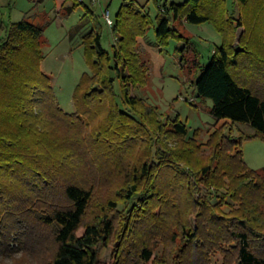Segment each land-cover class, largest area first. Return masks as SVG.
Masks as SVG:
<instances>
[{
    "label": "trees",
    "instance_id": "trees-1",
    "mask_svg": "<svg viewBox=\"0 0 264 264\" xmlns=\"http://www.w3.org/2000/svg\"><path fill=\"white\" fill-rule=\"evenodd\" d=\"M236 1L235 19L227 0L158 4L152 19L134 0H122L110 50L102 46L98 14L85 5L82 24L90 27L81 43L90 72L74 90L71 113L58 106L51 78L41 70L44 27L25 18L4 29L0 248L17 237L39 246L50 236L53 249L44 264H98L96 248L118 240L114 264H208L215 252L223 264H264V166L249 168L241 148L243 139H264V0ZM176 21L213 24L222 42L207 64ZM151 27L159 44L170 37L183 43L182 60L192 53L198 75L189 82L222 121L204 143L196 133L187 136L182 122L161 121L132 94L146 84L148 68L136 48ZM234 123L248 124L253 133H231ZM100 189L107 192L96 203ZM118 204H129L128 221ZM155 240L168 249L159 258Z\"/></svg>",
    "mask_w": 264,
    "mask_h": 264
},
{
    "label": "rangeland",
    "instance_id": "rangeland-1",
    "mask_svg": "<svg viewBox=\"0 0 264 264\" xmlns=\"http://www.w3.org/2000/svg\"><path fill=\"white\" fill-rule=\"evenodd\" d=\"M172 1L181 3L184 0H134V6L139 10L148 12L153 19L157 14L158 4L169 5ZM227 1L229 15L235 19L238 16L237 1ZM121 2L122 0H113L109 7V12L113 20ZM76 5L82 9L80 3ZM5 9L6 7L0 1V13H5ZM95 12L98 14L102 25V46L110 50L111 46L115 43V38L111 35L110 27L100 17L101 9L99 5H95ZM84 20L85 16L83 14L74 22L80 24ZM50 22L52 21L50 20ZM43 24L45 26L43 32L44 43L42 46L44 58L41 62V70L51 78L53 93L58 106L64 111L71 113L74 111V90L82 74L90 72L89 65L84 58L81 43V35L87 28L83 29V32L77 31L74 33V31L71 32L73 27L66 31L64 27H58L55 24H48L47 26L45 22ZM175 24L185 35L192 37L193 46L196 52L199 53L201 65L207 64L214 47L219 46L222 42V38L216 32L213 24L208 22L188 24L185 21H176ZM185 24H188L187 28ZM84 25L82 24L81 26L83 27ZM239 31L238 29L236 34H239ZM68 36H75L70 45L67 40ZM182 45V42L171 37L168 38L166 44H159L155 37L153 27L144 36L137 37L136 49L148 70L146 84L144 86L134 87L132 94L144 100L146 104L154 107L157 117L161 121L167 122L176 119L182 122L186 126L187 136L195 137L194 134L196 133L198 135L197 140L204 143L209 133L214 128H217L222 121L217 123L209 112L212 105L211 100L199 98L195 89L191 86L189 80H194L198 75V71H195V67L190 64V59L193 58L192 53L189 52L185 55L187 61L181 59L179 48ZM115 88L119 93L117 83L115 84ZM119 103L120 107L125 110L126 108L122 106L121 102ZM227 130H225L226 133H228ZM238 132L252 134L253 129L248 124L234 123L231 128V133L236 135ZM241 148L244 162L249 168L258 170L264 166L263 138L250 137L243 139ZM202 153L207 154L208 151L202 147ZM106 192L107 189H100L98 195L95 196L96 203ZM135 200H132L130 206ZM127 206L124 207L118 204L117 210L120 215L127 217L126 220L128 221L129 214L125 212V209L128 210L129 204ZM224 210L226 211L227 207ZM154 211L158 215V218L165 219L167 226H169L170 221L167 215L163 216L160 208H156ZM120 221L118 220L119 224H121ZM82 232L83 229L81 228L78 234L80 235ZM10 243L11 245H9L10 247L8 249L0 248V264H44L51 257V250L53 249L50 236H46L41 243L42 245L39 246L26 242L25 244L21 243L19 237ZM117 246L118 240L108 242L106 246L99 245L96 248L98 264H114L115 258L113 251ZM153 249V256L157 258L162 256L163 251L165 253L168 251L159 240L153 242ZM228 258L231 257L228 256ZM207 262L208 264H223V256L220 252H215L209 256ZM147 264H151L150 261Z\"/></svg>",
    "mask_w": 264,
    "mask_h": 264
},
{
    "label": "crops",
    "instance_id": "crops-1",
    "mask_svg": "<svg viewBox=\"0 0 264 264\" xmlns=\"http://www.w3.org/2000/svg\"><path fill=\"white\" fill-rule=\"evenodd\" d=\"M2 5L6 7L5 13H0V36L3 34L4 29L11 23L20 21L22 19H28L32 23L43 26L55 24L58 27H64L68 29L82 25L85 21L80 24H76L77 21L85 10L87 3L81 4L82 9L77 7L78 2L76 0H0ZM113 0H100L97 4L101 11L104 8L109 9ZM174 2V1H172ZM178 3V2H174ZM95 9V6L93 7ZM76 18V19H75ZM50 20L52 22H50ZM43 21V22H42ZM47 23V24H46ZM188 24H185L186 28ZM45 28V26H43ZM90 27L89 24H85L79 32L83 29L86 31ZM83 32V31H82ZM71 37V36H70ZM67 37L69 45L74 40V37ZM139 46V43H138Z\"/></svg>",
    "mask_w": 264,
    "mask_h": 264
},
{
    "label": "built area",
    "instance_id": "built-area-1",
    "mask_svg": "<svg viewBox=\"0 0 264 264\" xmlns=\"http://www.w3.org/2000/svg\"><path fill=\"white\" fill-rule=\"evenodd\" d=\"M76 1L81 4L87 3L88 7H94L95 4H97L100 0H76ZM100 17L108 27H111L113 25L114 20L111 18L109 9L107 8L102 9Z\"/></svg>",
    "mask_w": 264,
    "mask_h": 264
}]
</instances>
